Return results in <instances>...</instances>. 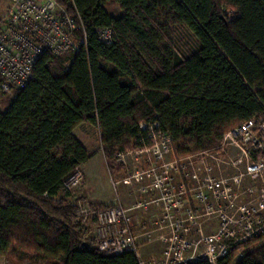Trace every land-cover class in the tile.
<instances>
[{
	"label": "trees",
	"instance_id": "obj_1",
	"mask_svg": "<svg viewBox=\"0 0 264 264\" xmlns=\"http://www.w3.org/2000/svg\"><path fill=\"white\" fill-rule=\"evenodd\" d=\"M57 1L83 25L87 44L44 54L25 88L0 89V256L139 264L130 252L100 253L78 222L65 183L94 153L75 129L98 127L110 171H121L119 153L150 146L152 133L170 135L180 158L219 147L227 132L264 115V0ZM107 27L111 45L96 33ZM263 238L218 264H264Z\"/></svg>",
	"mask_w": 264,
	"mask_h": 264
},
{
	"label": "built area",
	"instance_id": "obj_2",
	"mask_svg": "<svg viewBox=\"0 0 264 264\" xmlns=\"http://www.w3.org/2000/svg\"><path fill=\"white\" fill-rule=\"evenodd\" d=\"M75 18L57 0H12L0 21V89L11 95L25 88L46 53L79 52L87 44V33ZM96 33L105 45L113 43L112 28ZM150 139V146L117 155L123 160L132 152L155 153L157 162L134 177L143 199L125 205L117 198L97 211L79 204L82 226L96 219L94 241L100 253L130 252L139 264H218L235 248L264 237V115L227 132L219 147L170 162L165 160L174 153L172 137L152 133ZM253 179L262 191L253 186L241 191ZM83 182L79 168L65 188L72 191ZM139 213L151 219L145 223ZM156 242L165 246L162 257L145 260L143 248Z\"/></svg>",
	"mask_w": 264,
	"mask_h": 264
},
{
	"label": "rangeland",
	"instance_id": "obj_3",
	"mask_svg": "<svg viewBox=\"0 0 264 264\" xmlns=\"http://www.w3.org/2000/svg\"><path fill=\"white\" fill-rule=\"evenodd\" d=\"M10 4H11V0H0V21L4 20L7 17V14L9 12V8L11 7ZM108 10L111 12L115 11L114 13L121 12L119 9V6L116 5L115 3L109 4ZM226 13H228L230 17L235 16V12H233L232 10H227ZM97 128L98 127H95L89 123H86V124L82 125L76 132V135L79 138V140H81V142L89 149L90 152L94 153V157L90 160V163L88 164V166H85L84 168L83 167L80 168L83 175H84V182L81 186L72 190V198L70 200L75 203L74 205H76L77 208L79 207L80 202H85L87 205H89V207H91V209L93 211H97L100 208L111 205V204H108V205L97 204V203L91 201L88 198V196L85 195L84 192H82L83 188L85 187V184L87 182V179H89L90 186H91V184L98 185L100 183V181L103 179L105 181L107 180L109 182L110 193L112 195H115V188H118V187L121 188L122 187V189H123V188H127V187L130 188L131 187V190L133 191L134 195L132 196V194H130V196H132V198L126 199L127 203L129 205H131L132 203H134L138 200L143 199L144 197L138 192V190H136L139 187V184H138L139 180H136L134 177L137 174V172L146 171L150 168V164L157 162L158 159H156L155 153H153V152H150V153L132 152L134 154L131 153V155H129L128 157H126L123 160H120L118 157H116V166L122 167V169H121V171H120V169L110 171L107 160L105 158V154H103L104 152L102 150L101 143L99 142L100 141V132H99V129H97ZM172 149L174 150L173 145H172ZM129 151H133V150H128L127 152H129ZM173 152L174 153H172L171 156L166 158L165 162H170L176 158H180V157L176 156L175 151H173ZM190 156H192V155H190ZM187 157H189V156H187ZM244 170H245V167L243 166L241 168L240 172H244ZM88 173H89V177L86 179V176ZM234 174H236V171H234ZM239 174H241V173H239ZM230 175H232L231 172H230ZM100 176H102V177L100 178ZM127 179H132V182H130V183L126 182ZM118 182H120V184ZM252 183H255V184H252ZM251 186L256 187L262 191L263 186H262V184L257 182L256 179L246 180L242 184L241 191H243V190L247 189V187H251ZM97 190H98V188L95 189L93 192H94L95 196L99 198V191H97ZM263 192H264V189H263ZM139 214H140L139 215L140 219L142 221H144L145 223L151 219L150 215L148 213H139ZM85 227H88L87 228V229H89L88 233L92 234L95 237L96 220L94 223H93V221H91V223ZM207 229H208V230H206L207 233H210L211 228L207 227ZM143 242H144V240H142V243ZM261 242H264V238L261 240ZM257 245L258 244L249 246V248L246 251H249V250L257 247ZM163 249H165V246H164V244H162L160 242H156L153 245L145 246L142 250L143 255H144L143 258L145 260L151 259L152 257H156V256H159V258H161L163 251H164ZM243 252H244V250H243ZM238 261H239L238 258L235 259L233 264H237ZM0 264H45V263L41 262V261L39 262V261H35L32 259H27V258H24V259L21 258L20 259L18 257V255H16V256H11V257H8V256L7 257H1L0 256Z\"/></svg>",
	"mask_w": 264,
	"mask_h": 264
},
{
	"label": "crops",
	"instance_id": "obj_4",
	"mask_svg": "<svg viewBox=\"0 0 264 264\" xmlns=\"http://www.w3.org/2000/svg\"><path fill=\"white\" fill-rule=\"evenodd\" d=\"M11 3H12V0H11ZM11 5V4H10ZM10 7V6H9ZM86 124V123H84ZM82 124V125H84ZM81 125V126H82ZM79 126L77 129H75V135H76V132L77 130L81 127ZM77 137V135H76ZM78 138V137H77ZM79 139V138H78ZM81 141V140H80ZM85 146V145H84ZM86 147V146H85ZM87 148V147H86ZM88 149V148H87ZM89 150V149H88ZM90 162H88L85 166H88ZM83 166V168L85 167ZM89 177V173L87 174L86 176V179ZM102 176H100L101 178ZM99 178V179H100ZM94 188V189H93ZM97 191H99V198L95 196L94 194V190L97 189ZM129 187L127 188H123L122 187H118V188H115V195H112L110 193V185H109V182L106 180H101L100 183L98 185H93L91 184L90 186V183H89V179H87V182L85 184V187L83 188V191L85 193V195L88 196V198L97 203V204H104V205H108V204H113V202H115V200L117 198H119L121 200V203L125 204V205H129L127 203V200L126 199H129V198H132V196L134 195L133 194V191L131 190V187L128 189ZM128 193V194H127ZM130 194H133L132 196H130ZM134 200V199H133ZM151 249V248H150ZM151 252V251H150ZM149 252V253H150ZM152 253V252H151ZM159 258V256H156Z\"/></svg>",
	"mask_w": 264,
	"mask_h": 264
}]
</instances>
